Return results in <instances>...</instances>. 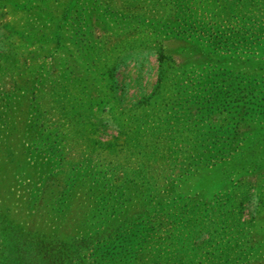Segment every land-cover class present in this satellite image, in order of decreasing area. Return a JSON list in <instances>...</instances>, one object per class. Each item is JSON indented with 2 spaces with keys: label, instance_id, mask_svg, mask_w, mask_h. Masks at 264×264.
<instances>
[{
  "label": "rangeland",
  "instance_id": "rangeland-1",
  "mask_svg": "<svg viewBox=\"0 0 264 264\" xmlns=\"http://www.w3.org/2000/svg\"><path fill=\"white\" fill-rule=\"evenodd\" d=\"M250 77L264 0H0V264L42 240L124 264L98 255L110 226L133 264H264Z\"/></svg>",
  "mask_w": 264,
  "mask_h": 264
},
{
  "label": "trees",
  "instance_id": "trees-1",
  "mask_svg": "<svg viewBox=\"0 0 264 264\" xmlns=\"http://www.w3.org/2000/svg\"><path fill=\"white\" fill-rule=\"evenodd\" d=\"M166 59H168V57L165 56V54L163 52L160 53L159 55V62L160 65L163 66L164 62L166 61ZM239 81L240 79H242L241 76L238 77ZM262 81L258 80L257 78L254 77H250L249 80L246 81V88L247 89V95H250V101L246 102V100H243L242 98H240L239 100L236 99L239 102L243 103V105L241 104L240 106H238V108L242 109V110H247V115L251 120H257V115L259 114H263V111H259V106H258V101L263 102L262 100H259V93L264 91V88H262L264 86V77H262ZM163 84V79L162 77H160V79L158 80V85L156 90H159L162 87ZM237 85H242V83H239ZM235 86L238 87V86ZM233 92L235 93H242L244 92L243 89H236ZM235 93H233L235 95ZM232 94V93H231ZM237 96V95H235ZM243 97L245 98V94L243 95ZM176 108V107H175ZM237 108V109H238ZM236 109V111H237ZM233 114H237V112L233 113ZM261 134V132L259 133ZM199 142V139H197V143ZM94 223L96 224V220L94 219ZM93 223V224H94ZM115 229L118 230V228L114 227V226H110V227H106L105 231H102V236H104L103 238H99L97 241L98 243H101L99 251H98V255L101 256L104 259H109L113 262H123L124 264H133V262L135 261V255H136V251L135 248H133V242L134 240H132L131 237L133 236H116L114 237V235L112 234ZM198 228H194L192 230H197ZM100 234V233H99ZM97 236H99L98 234L93 236L92 239H90L91 241H86V240H82L81 243L83 244H79L84 245L86 248V245H91L93 238H97ZM189 238V237H188ZM112 241H111V240ZM31 242V241H29ZM27 242L24 243V246L26 248L25 251H28L27 254L29 255H24L26 256L25 258H23L21 255V258L19 257L16 260V264H34V262H32V259L35 258L38 262L40 261V263H35V264H68L71 263L72 260L75 258L74 255L71 253V251L69 250L67 245H62V243L60 244L59 248H56L53 243H51V241L45 242V241H40L37 243H28V247H27ZM75 246H78L77 244H75ZM18 247V248H17ZM16 247V253H19L20 250V245L17 244ZM24 248V249H25ZM62 248V249H61ZM247 249V248H246ZM18 250V251H17ZM241 250H243V248H241ZM21 252V251H20ZM243 252V251H241ZM17 253V254H18ZM22 253V252H21ZM23 254V253H22ZM5 263H7V260H5Z\"/></svg>",
  "mask_w": 264,
  "mask_h": 264
}]
</instances>
